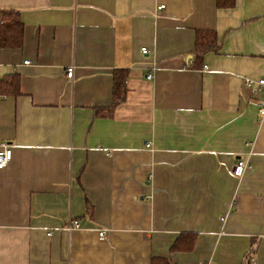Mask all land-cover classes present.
<instances>
[{
    "label": "crops",
    "instance_id": "0c3cea01",
    "mask_svg": "<svg viewBox=\"0 0 264 264\" xmlns=\"http://www.w3.org/2000/svg\"><path fill=\"white\" fill-rule=\"evenodd\" d=\"M0 10L23 24L21 47L0 48L19 92L0 96V264H264V119L243 85L264 77V0ZM198 31L219 49L195 62ZM115 70L126 95L106 114Z\"/></svg>",
    "mask_w": 264,
    "mask_h": 264
},
{
    "label": "trees",
    "instance_id": "16d2710c",
    "mask_svg": "<svg viewBox=\"0 0 264 264\" xmlns=\"http://www.w3.org/2000/svg\"><path fill=\"white\" fill-rule=\"evenodd\" d=\"M219 8H228L234 5V0H216ZM23 24L19 19V15L13 10H0V48H20L22 45ZM219 49V42L214 34L210 31H198L195 37V46L192 56L198 61L205 53L216 52ZM127 78V70H115L113 72V92L110 108L106 109L111 112L117 105L122 103L126 95L125 81ZM18 77L11 75L0 80V96L18 94ZM192 240V236H190ZM181 249V245L177 242L173 244L171 249ZM152 264H168L164 259H152Z\"/></svg>",
    "mask_w": 264,
    "mask_h": 264
},
{
    "label": "built area",
    "instance_id": "2783aa9c",
    "mask_svg": "<svg viewBox=\"0 0 264 264\" xmlns=\"http://www.w3.org/2000/svg\"><path fill=\"white\" fill-rule=\"evenodd\" d=\"M164 9L163 5H160L157 7V10H162ZM141 52L143 54H146V48H141ZM27 63V62H26ZM74 76V67L71 66L67 68L66 70V77L68 79H73ZM151 78V75H147V79ZM243 85L245 86L246 89H248L251 94L258 96V111L259 115L262 119H264V77L259 78V79H250V78H245L243 80ZM11 148L8 144L6 143H1L0 144V170L5 168L7 164L11 160ZM249 168V165L246 161L238 159L232 168V175L240 179L245 171ZM80 226L77 222H73L72 226H68L67 230H72V229H78ZM98 237L101 239H104L105 237V232L100 231L98 232Z\"/></svg>",
    "mask_w": 264,
    "mask_h": 264
}]
</instances>
